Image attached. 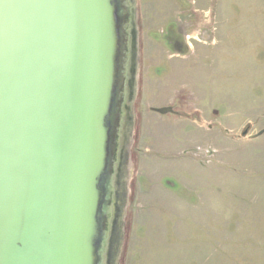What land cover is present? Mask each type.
Here are the masks:
<instances>
[{
    "label": "water",
    "instance_id": "95a60500",
    "mask_svg": "<svg viewBox=\"0 0 264 264\" xmlns=\"http://www.w3.org/2000/svg\"><path fill=\"white\" fill-rule=\"evenodd\" d=\"M138 38L136 0H0V264H116Z\"/></svg>",
    "mask_w": 264,
    "mask_h": 264
},
{
    "label": "rangeland",
    "instance_id": "374dc122",
    "mask_svg": "<svg viewBox=\"0 0 264 264\" xmlns=\"http://www.w3.org/2000/svg\"><path fill=\"white\" fill-rule=\"evenodd\" d=\"M183 1L136 0L116 264H264V134L242 136L264 130V0H186V55L163 37Z\"/></svg>",
    "mask_w": 264,
    "mask_h": 264
},
{
    "label": "flooded vegetation",
    "instance_id": "af4514ba",
    "mask_svg": "<svg viewBox=\"0 0 264 264\" xmlns=\"http://www.w3.org/2000/svg\"><path fill=\"white\" fill-rule=\"evenodd\" d=\"M182 4L186 7V9L187 7L189 8L186 11L182 10V13H180L182 17L180 19L170 18L169 22L164 25L163 37L166 39V45L168 47L179 54L181 53L186 55L189 52V45H191L188 40H190L192 37L189 34H186L188 30L186 28L183 29L182 26H184V22H187L189 19L188 17H186L185 13L190 12V10L193 9V5L191 2H187L186 0H184ZM185 7L182 6L181 8L183 9ZM206 37V39L209 38L207 34ZM163 110L170 111L172 114L174 113L173 108H165L162 109L161 112H164Z\"/></svg>",
    "mask_w": 264,
    "mask_h": 264
}]
</instances>
